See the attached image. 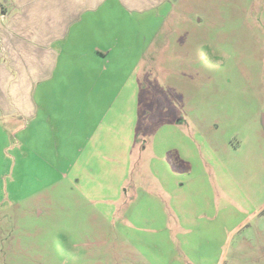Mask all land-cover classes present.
<instances>
[{"label": "rangeland", "instance_id": "rangeland-1", "mask_svg": "<svg viewBox=\"0 0 264 264\" xmlns=\"http://www.w3.org/2000/svg\"><path fill=\"white\" fill-rule=\"evenodd\" d=\"M161 2L119 15L104 87L0 113V264H264V0Z\"/></svg>", "mask_w": 264, "mask_h": 264}, {"label": "crops", "instance_id": "crops-1", "mask_svg": "<svg viewBox=\"0 0 264 264\" xmlns=\"http://www.w3.org/2000/svg\"><path fill=\"white\" fill-rule=\"evenodd\" d=\"M161 1L0 0V113L3 118L15 120L19 116L21 121L35 119L41 97L46 93L45 87L55 84L58 78L59 84H68L70 80L72 84H78L77 80H89L92 86L104 87L109 78L106 75L109 58L114 57V54L111 55L114 46L110 43L120 45L119 15L126 12L125 9L147 11ZM106 7L116 10V16L108 20V25L97 17ZM95 25L100 30L91 34L90 26ZM112 25H115L113 30L116 32L112 30ZM173 167L177 169V166ZM194 171L190 164L188 172L174 170L175 174H171L179 187L186 186L183 180L193 177ZM198 173L195 172V178ZM132 195L124 213L128 233L138 226L133 219V204L143 198L136 191ZM179 197H151L154 200L149 202L163 208L167 203H180ZM161 218H165L164 214ZM146 228L156 229L155 225Z\"/></svg>", "mask_w": 264, "mask_h": 264}, {"label": "water", "instance_id": "water-1", "mask_svg": "<svg viewBox=\"0 0 264 264\" xmlns=\"http://www.w3.org/2000/svg\"><path fill=\"white\" fill-rule=\"evenodd\" d=\"M261 119H262V124L264 126V113H262ZM263 129H264V127H263Z\"/></svg>", "mask_w": 264, "mask_h": 264}]
</instances>
